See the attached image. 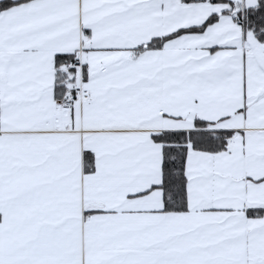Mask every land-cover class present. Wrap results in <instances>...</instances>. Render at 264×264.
Masks as SVG:
<instances>
[{
	"label": "snow or ice",
	"instance_id": "1",
	"mask_svg": "<svg viewBox=\"0 0 264 264\" xmlns=\"http://www.w3.org/2000/svg\"><path fill=\"white\" fill-rule=\"evenodd\" d=\"M0 264H264V0H0Z\"/></svg>",
	"mask_w": 264,
	"mask_h": 264
}]
</instances>
